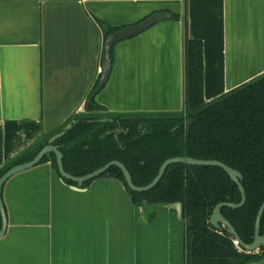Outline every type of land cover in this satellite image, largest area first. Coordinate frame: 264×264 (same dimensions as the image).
Here are the masks:
<instances>
[{"label":"crops","instance_id":"1","mask_svg":"<svg viewBox=\"0 0 264 264\" xmlns=\"http://www.w3.org/2000/svg\"><path fill=\"white\" fill-rule=\"evenodd\" d=\"M157 12L170 18L112 48L94 98L104 113L181 111L184 39L201 43L203 102L264 73V0H0V170L85 112L97 21L120 30ZM1 197L0 264H184L175 211L134 208L116 183L77 188L47 162L9 178Z\"/></svg>","mask_w":264,"mask_h":264},{"label":"trees","instance_id":"2","mask_svg":"<svg viewBox=\"0 0 264 264\" xmlns=\"http://www.w3.org/2000/svg\"><path fill=\"white\" fill-rule=\"evenodd\" d=\"M97 25L102 31V41L118 30L100 21ZM183 71L181 111L107 114L92 99L84 113L72 115L9 162L0 170V176L14 165L30 161L47 144L49 137L68 124L70 127L54 145L59 146L63 171L72 177L84 176L107 162L117 161L127 171L132 185L143 187L166 159L188 157L217 161L241 175L244 204L236 209L221 208L220 214L239 240L249 244L256 212L264 201V73L200 108L204 103L202 49L197 40L184 39ZM96 83L97 80L92 89ZM103 118L110 122H100ZM47 162H54L52 154L45 156L40 164ZM52 169L55 172V167ZM105 173L124 184L116 167L108 168ZM63 182L72 185L70 181ZM126 193L134 208L142 207L143 201L146 205H181L183 220L191 219V225L185 227L187 236L192 237L191 264H228L233 257L240 259L241 264H248L264 258V249L256 253L239 252L223 228L214 229L208 224L216 204H237L240 200L236 186L217 167L172 164L152 189ZM259 235L264 237V210L259 221Z\"/></svg>","mask_w":264,"mask_h":264},{"label":"water","instance_id":"3","mask_svg":"<svg viewBox=\"0 0 264 264\" xmlns=\"http://www.w3.org/2000/svg\"><path fill=\"white\" fill-rule=\"evenodd\" d=\"M170 16L166 13L163 12H157L149 15L142 21L134 24V25H129L127 27H124L118 31H115L114 33L108 35L105 40L102 43L101 47V52H100V70H99V78L98 81L95 85V87L90 91L88 94L86 101H85V107L84 110L86 111L90 102L92 99L95 98V96L101 91V89L104 87L108 80V76L110 73V54L111 50L114 47L115 44L118 42L134 37L152 25H154L157 22L167 20L169 19ZM239 87V86H238ZM237 88V87H236ZM235 89V88H234ZM233 90V89H232ZM230 90V91H232ZM228 91V92H230ZM222 96V95H221ZM220 97V96H219ZM218 98V97H217ZM215 100V99H213ZM211 100V101H213ZM209 102H204L203 105L200 106V108L204 107L205 105L209 104ZM105 120H102L104 122ZM70 127V125H66L63 127V129L49 137L47 144L30 160L21 164H16L12 167H10L8 170H6L1 176H0V221H1V227H0V238L4 235L5 230L7 228V218L3 206V201H2V188L5 182L11 178L12 176L24 172L26 170H29L37 165L40 164V162L43 160L45 156H48L49 154H52L54 156V162L50 163L51 167H55V172L56 174L62 179V180H67L75 184V186L78 188L80 187L83 183L85 182H90V184H93L96 179L102 174L104 176L100 179H102L105 183H116L118 187L126 192V191H132V192H137V193H143L146 192L150 189H152L160 180L161 176L163 175L164 170L172 164H182V165H187V166H209V167H217L221 169L229 178V180L236 186L239 195H240V200L237 204H231V203H218L216 204L212 210L211 213L208 217V224L213 227L214 229H220L223 228L228 235L232 238L233 244L238 247L240 251H243L245 253H256L259 249H264V237L259 235V221L261 218V215L264 210V201L260 204L256 216H255V221H254V226H253V234H252V241L249 244H244L242 243L237 234L235 233L234 229L232 226L222 217L220 214V209L221 208H231V209H236L240 208L245 201L244 197V191L242 189V186L240 184L241 181V175L225 166L224 164L217 162V161H202V160H194L188 157H173L166 159L163 161L160 166L157 169L156 175L153 177V179L145 186L143 187H135L132 185L130 177L123 167L122 164H120L117 161H110L107 162L105 165L100 167L99 169L86 174L81 177H72L68 174H66L63 169H62V164H61V158L62 155L59 152V146L54 145V142L59 139L64 132ZM188 128V121H186V130ZM110 167H116L122 177L124 184L109 177L108 173H105L106 170ZM142 207L146 206V203L143 201L141 203ZM167 206L170 209H173L176 213V216L178 219H181V206L179 203H173V204H167ZM188 226L191 225V219H187ZM229 264H241V260L238 259H232L228 260ZM251 264V263H248Z\"/></svg>","mask_w":264,"mask_h":264},{"label":"flooded vegetation","instance_id":"4","mask_svg":"<svg viewBox=\"0 0 264 264\" xmlns=\"http://www.w3.org/2000/svg\"><path fill=\"white\" fill-rule=\"evenodd\" d=\"M102 120H105L104 122H110V120L105 119V118L101 119L100 122H102ZM181 220L183 222V263L184 264H191L190 245H191L192 237L191 236H187V234L185 232V227L188 226V223H187V220H183V218H182V209H181ZM236 248L240 252L238 247H236ZM232 259H238V258L237 257H233V258H231L229 260H232ZM238 260H240V259H238ZM228 264H229V262H228Z\"/></svg>","mask_w":264,"mask_h":264}]
</instances>
